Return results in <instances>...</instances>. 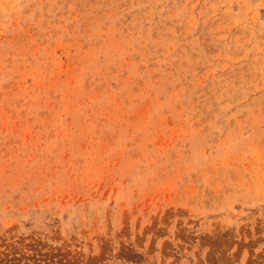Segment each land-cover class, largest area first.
<instances>
[{
    "label": "rangeland",
    "instance_id": "rangeland-1",
    "mask_svg": "<svg viewBox=\"0 0 264 264\" xmlns=\"http://www.w3.org/2000/svg\"><path fill=\"white\" fill-rule=\"evenodd\" d=\"M0 264H264V0H0Z\"/></svg>",
    "mask_w": 264,
    "mask_h": 264
}]
</instances>
